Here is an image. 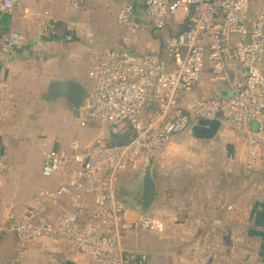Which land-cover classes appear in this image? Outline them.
I'll use <instances>...</instances> for the list:
<instances>
[{"label": "built area", "instance_id": "obj_1", "mask_svg": "<svg viewBox=\"0 0 264 264\" xmlns=\"http://www.w3.org/2000/svg\"><path fill=\"white\" fill-rule=\"evenodd\" d=\"M111 1L118 6L116 20L125 32L115 46L102 49L91 26L81 20L63 28L49 10L33 13L22 0H0V14L21 10L28 22L38 25L33 39L22 32L1 38L0 52L7 58L29 45L46 51L50 40L83 39L90 86L85 107L74 106L80 126L106 125L111 136L124 139L116 145L101 139L84 145L73 139L67 147L56 139V147L42 153L41 173L51 178L66 172V180L39 196L54 202L67 199L71 210L57 220L30 210L22 218H11L7 231L22 244L67 243L87 264H150L148 253L125 243L124 229L133 226L123 223L120 176L127 169L164 159V145L201 121H218L236 136L250 160L264 162V8L254 10L253 0ZM104 2L67 0L65 11L81 14ZM139 13L151 20L155 32L165 31L180 16L188 29L169 36L158 53H137L132 47L143 29ZM207 65L215 80L226 83L231 96L182 104ZM5 86L0 76V93ZM11 170L7 157L0 155V174ZM151 225L150 220L140 224L144 230Z\"/></svg>", "mask_w": 264, "mask_h": 264}, {"label": "crops", "instance_id": "obj_2", "mask_svg": "<svg viewBox=\"0 0 264 264\" xmlns=\"http://www.w3.org/2000/svg\"><path fill=\"white\" fill-rule=\"evenodd\" d=\"M22 2L33 13L48 10L39 11L37 10L39 4L31 5L28 0H22ZM108 4L109 1L106 0L102 4L105 7L100 5L98 8H108ZM50 12L63 28L68 22L79 17L92 29L91 23L81 17L82 13L81 16L73 13L69 17H65L59 9ZM64 12L71 14L65 9ZM172 22L182 25L183 17L180 16L170 23ZM37 31L38 25L35 22H28L23 17L21 10H16L11 14H0V41L4 35L10 32H22L33 39ZM94 33L97 37L98 33ZM100 33V36L97 37L99 41L97 46L99 45L98 47L102 49L115 46L123 36V34L120 35L116 43H111L113 37H111V41L105 43L100 42V38L107 39L108 37L103 36L104 30ZM152 41L154 40L152 39ZM140 42L139 37L137 43L132 47L134 52L158 53L164 46L143 51V44L139 46L140 50L137 48ZM61 43L65 44L60 38L50 40L48 42L50 51L54 52L52 46ZM74 43L84 45L85 55L79 66L80 70L69 73L71 75L66 78L53 76L56 73L47 74L50 66L56 61L52 51L49 57L37 56L32 46L29 45L25 50L15 53L9 58L0 52V76L6 83L0 93V155L6 156L12 167L10 172L0 174V264H87V259L77 255L67 243L42 240L32 244H22L7 231L11 218H22L30 210L44 213L52 220H57L65 212L71 210L67 199L62 202H54L39 196L40 192L52 191L66 180V172L51 178H44L41 173L42 153L56 147V139H60L65 147L73 139H78L84 145L92 143L95 139H101L104 143L113 140L106 125L90 124L82 128L74 105L71 103L64 99L57 101L45 99L48 86L53 81H72L89 88L88 49L82 38ZM75 65L76 63H74ZM219 96L230 97L231 92L224 81L213 78L210 66L207 65L202 71L196 87L192 92L183 96L181 103L185 105L196 99ZM61 102L68 106L69 114L75 115L76 113L77 119H65L64 125H61L55 121L52 112L47 113L44 109L47 104L54 108ZM220 130L226 129L221 127ZM220 130L211 140L192 138L200 142L216 143ZM52 131L54 135H50ZM230 133L234 142L233 147L229 146L227 149L229 159L226 161L224 171H222V164L218 162V165L215 164L214 182L206 183L199 177L198 181L182 188L183 194H180L178 185L174 184L171 192V196L174 197L172 200L173 213L168 214L165 223L160 222L161 220L157 217L148 219L146 216L148 211L141 213L135 207L136 199L131 192L136 187L138 190L140 188L142 169H127L121 174L122 189H130L126 197L123 191L118 197L125 209L123 223L124 225L130 223L133 226L130 231L124 229L125 243L133 250L148 253L150 264H192V260L195 258L191 253L197 247L196 244L190 242L180 245L179 239L185 236H205L208 232H214L220 239L229 237L230 247L227 250L232 256L233 251L236 252L238 247L236 240L241 226L240 221L241 224L244 222L246 225V227H242V232L246 236L259 237L264 241V162L250 160L245 155L236 136L232 132ZM175 137L171 140H174ZM158 160L164 159H155L152 163L151 174L155 197L150 207L151 210L156 202L158 208V197H169L168 193L166 194L164 191L165 189L158 191V184H162L158 175L163 172L162 161ZM204 173L209 172L204 171ZM223 173H226L229 183L224 182ZM239 174L244 176L243 181L245 182L243 184L245 192H241L242 195L239 191L240 185L236 181ZM177 196L183 197V200L189 203L198 204V208L194 206L188 210L182 209L183 215H181L180 210L177 211V205L181 202ZM207 205H213L212 210L208 209ZM145 220L152 222L151 228L148 230H144L140 226ZM11 236L18 244L13 242ZM217 246L219 247L221 244L218 243ZM236 263V257L234 261L232 257L230 264Z\"/></svg>", "mask_w": 264, "mask_h": 264}, {"label": "rangeland", "instance_id": "obj_3", "mask_svg": "<svg viewBox=\"0 0 264 264\" xmlns=\"http://www.w3.org/2000/svg\"><path fill=\"white\" fill-rule=\"evenodd\" d=\"M66 1L67 0H52L50 2L46 0H28L31 5L39 4V7L37 9L39 11H43L45 9H48L50 11L59 9V11L62 12L65 17H69L73 13L68 14L64 12ZM103 6L104 5H102V7ZM108 6V8L104 9H91L90 11L82 13V16L80 14V16L91 23L92 30L96 32V34L98 33L97 37L100 36V32L104 30L103 36L108 38L102 39L99 37L100 42L107 43L111 41V37H113L111 43H116L120 35L124 34L125 29L117 23V5L110 0ZM253 8L254 10L264 8V0H253ZM78 19L81 20V18L79 17ZM137 21L143 27L140 36L141 42L139 43L137 48L140 50L139 46L143 44V51L162 47L169 36L178 33L182 29L181 25L176 24L177 22H172L165 31L155 32L152 29L151 20L147 18L144 13H139V15L137 16ZM152 39L154 41H152ZM45 47L46 51L34 50V53L35 55L41 57H49L53 53V58H55L56 61L52 66H50L47 74L56 73V75L53 76L66 78L68 75H71L69 73L77 72L80 70L79 66L81 65V61L85 55L84 45L82 43L73 42L65 44H55L52 46V49L54 50V52L51 50L52 53L49 49L48 43L45 44ZM74 63H76L75 66ZM47 105L44 106L45 111L47 113L52 112L54 114L55 121L57 123H61V125H64L63 122L65 119H77L76 117L78 114H69L68 106H66V104H64L63 102H61L59 106H56L54 108H51ZM40 107H42V104H40ZM50 135H54L53 131L50 132ZM174 140L187 143L189 145V150L193 154V157L195 158L197 163L195 165H191L184 161H172L171 163H169L166 162L165 159L158 160L162 161L161 168L163 169V172H160V174L158 175L160 178V183L162 182V184H158V191L161 189H165L164 191L166 192V194L168 193L169 197H158V208L156 202V204H154V208L152 210L150 208L146 216L148 217V219H155V217H157L161 220L160 222H164L170 212L171 214L173 213L172 200L174 197L171 196V192L173 190L172 186L174 184H177L180 194H183L182 188H186V186H189L190 183L198 181L199 177H201L200 179L204 180L206 183L214 182V176L216 173L215 164L218 165V162L222 164V171H224L226 161L229 159L227 149H229V146L233 147L234 142L232 141V134L229 130H220V135L218 136V140L216 141L217 144L214 142H200L198 140H194L191 136V130L184 131L183 133L175 137ZM204 171H207L209 173H204ZM156 173L157 171L155 172V175ZM222 177L224 182L229 181V178H226V173H223ZM243 180L244 176L242 174H239L236 181L240 185V195H242L241 192H245V189L243 188V184L245 182ZM136 188H134L135 190L133 191L131 190L133 196H137L139 194V190ZM122 191L126 197V194H128L130 189L126 188L122 189ZM177 197L179 200H181V202H179V204L177 205V211L180 210L179 213H181V215H183L181 211L182 209L186 208L188 210L189 208L194 206L198 208V204L189 203L186 200H183V197L181 196ZM243 202L246 201L243 200ZM207 208L212 210L213 205H207ZM241 223L242 222L240 221L241 226L236 240L238 244L237 251H233L232 256L230 251L227 250L230 247L229 237H222L220 239V237H217V234H214V232H208L205 236L201 235L181 237L179 239V244L185 245L189 244L190 242H194V244H196L197 247L191 253L193 255L192 257L195 258L192 260V264H230V260L232 259V257L233 261L236 257V264H264V241L259 237L246 236L245 233L242 232V227H246V225H244V222L243 224ZM11 239L15 244H18L14 237L11 236ZM218 243L219 245L221 244L222 247H218Z\"/></svg>", "mask_w": 264, "mask_h": 264}, {"label": "water", "instance_id": "obj_4", "mask_svg": "<svg viewBox=\"0 0 264 264\" xmlns=\"http://www.w3.org/2000/svg\"><path fill=\"white\" fill-rule=\"evenodd\" d=\"M89 92L86 87L72 81H53L49 84L45 99L57 101L64 99L79 109L85 107ZM221 125L218 121H201L191 129L192 137L199 140L214 139ZM151 161L146 167L142 168L141 184L139 194L134 196L135 207L141 212L146 213L151 207L155 197V187L151 174Z\"/></svg>", "mask_w": 264, "mask_h": 264}, {"label": "clouds", "instance_id": "obj_5", "mask_svg": "<svg viewBox=\"0 0 264 264\" xmlns=\"http://www.w3.org/2000/svg\"><path fill=\"white\" fill-rule=\"evenodd\" d=\"M161 155L169 163L172 161H184L191 165L197 163L189 150V145L182 141L170 140L164 145Z\"/></svg>", "mask_w": 264, "mask_h": 264}, {"label": "trees", "instance_id": "obj_6", "mask_svg": "<svg viewBox=\"0 0 264 264\" xmlns=\"http://www.w3.org/2000/svg\"><path fill=\"white\" fill-rule=\"evenodd\" d=\"M182 29L177 34L182 33L188 29V23H183L181 25ZM113 140L109 143H106L107 145H116V144H122L124 143V139L116 136H112Z\"/></svg>", "mask_w": 264, "mask_h": 264}]
</instances>
